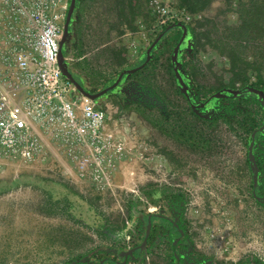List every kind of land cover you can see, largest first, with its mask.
Listing matches in <instances>:
<instances>
[{
	"label": "rangeland",
	"instance_id": "1",
	"mask_svg": "<svg viewBox=\"0 0 264 264\" xmlns=\"http://www.w3.org/2000/svg\"><path fill=\"white\" fill-rule=\"evenodd\" d=\"M3 1L0 0V34L8 28L1 19L3 13L13 5V0L8 4ZM102 2L77 0L72 33L65 44L70 72L93 93L111 86L124 69L115 66L111 58L105 60L104 50L125 49L132 42L141 56L161 31L154 29L158 8L174 5L184 11L178 8L177 0H143L141 14L133 23L135 30L124 29L121 35L109 28L116 22L105 12ZM65 3L66 14L69 0ZM215 10L208 14L214 15ZM232 13L228 15L231 23L236 17ZM188 15L190 22L200 16ZM219 20L222 22L223 16ZM162 40L151 56L164 49L158 47ZM125 50L128 69L134 63ZM193 50L191 44L183 42L176 56L179 67L192 57ZM168 56H160L154 83L158 91L165 93L166 98L161 97L168 110L176 118L184 117L194 124L185 102L174 90L169 92L171 83L162 77L161 66ZM192 59L200 62L202 71L199 81L193 84L200 85L203 91L215 82L211 72L229 76L228 60L209 45ZM3 70L6 67L0 62V75ZM127 78L97 100V107L110 116L107 129L114 142L123 146L117 154L106 152L102 156L101 170L79 171L78 151H70L60 137L38 131L39 151L33 156L21 157L0 150V264H141L125 263L121 256L129 251L136 255L143 248L148 227L145 216L158 215L159 208L171 202L180 204L176 215L183 220L181 264H255L254 259L264 263V205L252 198L254 170L246 162L244 140L231 132L223 119L213 127L204 126L208 141H197L196 132L192 138L188 133L172 138L159 129L163 123L155 121L163 106L146 94L132 91ZM182 81L189 90L190 82ZM79 94L69 99L79 101ZM20 99L14 97L15 102ZM196 103L199 108L206 104ZM261 114L262 127L264 113ZM179 194L185 201L180 200ZM134 209L141 211L144 225L135 222V217L130 218ZM156 223L148 244L149 254L143 253L147 259L142 264H167L171 238L176 240L177 235L170 231L168 236L161 235L164 223ZM77 254L82 258L75 260Z\"/></svg>",
	"mask_w": 264,
	"mask_h": 264
},
{
	"label": "trees",
	"instance_id": "2",
	"mask_svg": "<svg viewBox=\"0 0 264 264\" xmlns=\"http://www.w3.org/2000/svg\"><path fill=\"white\" fill-rule=\"evenodd\" d=\"M177 1L178 8L184 9L185 13L193 17L200 15L198 19L185 24L187 37L184 43L191 44L192 50L195 48L192 57L200 49H203L205 45H209L210 48L219 51L228 60V78L211 72L215 78V82H212V86L209 89L203 91L200 85L193 84L195 81H199L198 77H200L202 72L199 70L200 62L196 63L192 57L185 59L184 63L179 67V75L181 79L190 82L188 99L179 85L175 65L172 61L174 49L183 35V30L181 28L167 30L168 26H166L157 34L159 36L165 33L163 40L158 45V47L164 49L159 52V55H155L156 52L153 53L152 60L144 68L130 74L127 80L131 81V88L134 92L142 95L146 94L154 102H158L163 106L161 108L163 110L160 111V115L157 116L155 121L162 122L163 125L159 129H164L166 134L172 136V138H175V135L176 138L178 135L185 137L186 133L192 138V133L196 132L198 133L195 135L197 141L200 139L208 141L204 138V126L213 127L214 125L212 124L223 119L224 124L228 126L227 128L231 132L240 135L244 140V145L247 147L246 162L248 167L251 168L249 146L253 132L259 130L261 127V112L264 113V105L255 93V91L264 93V0ZM143 5V0H103L102 2L105 12L112 19H115L116 22L113 25H109V28L111 30H118V34L121 35L124 33V29L135 30L133 23L136 17L141 14ZM214 8H216L215 14H208ZM229 12H233L232 14L236 16L233 23L228 20ZM220 16L224 18L222 22L219 20ZM164 54H168L169 56L165 59L166 63L161 66L164 71L162 77L171 83L169 92L174 90L175 94L179 95L185 102L186 112L189 113L191 119L195 120L194 124L188 123L184 117L176 118L175 113L168 110V106L161 97L166 98L165 93L158 91L159 88L154 83V78L157 77V64L160 56ZM102 55L105 57V60H110L111 58L114 65L118 68H124L127 64L125 49H107L103 51ZM119 72H116L115 75H118ZM216 94H223L225 97H212ZM196 101H203L206 104L203 108H199ZM193 105L198 110H203L206 113L202 114V112L197 111L193 108ZM147 106L148 108L153 107V105ZM176 116L178 115L176 114ZM151 117L153 118L154 116ZM180 129H183V132L179 131ZM167 130L169 131L167 132ZM172 133L173 135H171ZM253 153L259 170V179L254 187L252 176L250 183L251 194H253L252 198L258 205H264V201L258 199L264 198V132L258 131L256 133ZM179 195L180 200L185 201V197L181 194ZM176 204L177 202H171L168 206L169 209H175ZM134 215L135 212H131L130 218ZM169 249L170 253L166 254L165 257L167 264H179L173 247ZM148 254L149 249L146 250L145 255L147 256ZM78 255L75 256V260L82 258V255ZM146 256L143 255L141 264L146 261ZM254 261H256L255 264H264L256 259ZM85 263L87 262L85 261ZM79 264L83 263L79 262ZM239 264H247V262Z\"/></svg>",
	"mask_w": 264,
	"mask_h": 264
},
{
	"label": "built area",
	"instance_id": "3",
	"mask_svg": "<svg viewBox=\"0 0 264 264\" xmlns=\"http://www.w3.org/2000/svg\"><path fill=\"white\" fill-rule=\"evenodd\" d=\"M65 2L13 0L3 13L8 28L0 34V62L6 67L0 75V150L31 157L39 151L38 131L60 137L70 151H78L79 171H99L102 156L117 154L123 146L107 129L106 111L81 94L79 101L69 99L78 92L59 67ZM190 19L174 5H165L157 10L154 29L185 25Z\"/></svg>",
	"mask_w": 264,
	"mask_h": 264
},
{
	"label": "water",
	"instance_id": "4",
	"mask_svg": "<svg viewBox=\"0 0 264 264\" xmlns=\"http://www.w3.org/2000/svg\"><path fill=\"white\" fill-rule=\"evenodd\" d=\"M76 5H77V0H69V6H68V10H67V13H66V16H65V22H64V25H63V35H62V38H61V41H60V52H59V67L61 69V72L63 74V76L65 78H67L75 87V89L77 90L78 93H80L81 95H83L84 97H87L89 98L90 100L96 102L99 98L103 97L104 95H106L108 92H110L111 90L115 89L122 81V79L124 77H128L130 74L134 73L135 71L141 69L142 67H144L148 61L151 59V52L152 50L154 49V47L157 45V43L163 38V36L165 35V33H162L160 34L157 39L155 40V42L150 46V48L148 49V52H147V59L146 61L144 62L143 65L137 67V68H134V69H130V70H125L124 72H122L117 80L111 85V86H108L106 88H104L103 90L97 92V93H91L89 92L80 82H78L74 75L70 72L69 70V67H68V62L63 54V48L65 47V44L70 36V27H71V24H72V20H73V16H74V13H75V10H76ZM175 28H181L183 30V35L179 41V43L177 44L176 48L174 49V55L172 56V61H173V64L175 65V72H176V76L178 77L179 79V85L182 87L185 95L187 96V98L189 99V94H188V90H187V87L183 84V81L182 79L180 78V75H179V64L177 62V52L178 50L180 49V47L182 46L184 40L186 39L187 37V28L185 25L183 24H174V25H171L167 28V30H171V29H175ZM252 91V90H250ZM255 93L257 94L258 98L261 99L263 105H264V93L261 92V91H255ZM212 97H225V95L223 94H216ZM196 106L193 105V108H195ZM264 132V126L260 127L259 130L253 132L252 134V140L250 142V146H249V160L251 162V165H252V168L254 170V187L256 186L257 184V180H258V167L256 165V162H255V158H254V153H253V147H254V143H255V135L257 132ZM258 198V197H257ZM259 200L261 201H264V198H258ZM151 212H153V209L151 210ZM148 228H147V232H146V238L144 240V243L143 245L146 243V240H147V237L149 235V231H150V228H151V222H150V217L148 219ZM143 247V246H142ZM132 252H126L125 255H131Z\"/></svg>",
	"mask_w": 264,
	"mask_h": 264
},
{
	"label": "flooded vegetation",
	"instance_id": "5",
	"mask_svg": "<svg viewBox=\"0 0 264 264\" xmlns=\"http://www.w3.org/2000/svg\"><path fill=\"white\" fill-rule=\"evenodd\" d=\"M70 32L72 33V24L70 27ZM63 54L66 57L65 47L63 48ZM74 77H75V75H74ZM75 79L77 80L76 77H75ZM130 89L132 90L131 87H130ZM168 206H169V204H166V206L163 209L159 208V210H158L159 214L156 216H154L152 214H148V216H145V222H146L147 226H148L149 217H150V222H151V228H150L146 243L144 244L142 249L139 248L137 250L136 255H134L133 251H130V252H132V254L126 256L125 255L126 252H124L123 253L124 257L122 259L125 261V263H126V261H129V262H135L136 261L137 263H140V261H139L140 257L143 255V253L146 252V250H148V244L150 241V237H151V235L153 236V233L155 230V225H157V223L155 224V222L160 221V222H163L164 225L167 226V228H166L164 225H161V229L163 230L161 235H167L168 236L169 231L171 233H175L177 235V237L175 238L176 240H173V238H171L170 248L173 247L174 252H175L174 254L177 257L178 263L181 264V260H183V258L181 256L180 249H181V245H182L181 244V238L184 236V230L180 228L181 227V217H180L181 215L179 216L178 219H177V215H176V212L178 210H180L181 208H179L180 204L178 206H176L175 209H172V210L169 209ZM134 212H135V215L133 217L136 218L135 222H139L142 225H144V221L141 218V211L134 209V210H132V213H134ZM169 215H171V216H169ZM147 228H146V232H147ZM146 232H145V235H146ZM139 251H142V252H139ZM186 255H188V253H186Z\"/></svg>",
	"mask_w": 264,
	"mask_h": 264
},
{
	"label": "crops",
	"instance_id": "6",
	"mask_svg": "<svg viewBox=\"0 0 264 264\" xmlns=\"http://www.w3.org/2000/svg\"><path fill=\"white\" fill-rule=\"evenodd\" d=\"M128 44V43H127ZM137 48H138V46H136V45H133V43L132 42H129V44L128 45H126L125 46V49H127V51H128V53L132 56V61H131V64L132 63H134V64H136V65H134L133 64V66L131 65H129L130 67L127 69V64L125 65V67H124V69H123V71L122 72H124L125 70H130V69H134V68H137V67H139V66H141V65H143L144 64V62L146 61V59H147V57H148V55H147V52H148V49L144 52V53H142L141 54V56H139L138 54H137ZM135 53V54H132V53ZM153 54V53H152ZM152 57V56H151ZM66 58V57H65ZM139 59V61H137ZM142 60V61H141ZM151 60V59H150ZM149 60V61H150ZM137 61V63H135ZM141 61V62H140ZM148 61V62H149ZM140 62V63H139ZM139 63V64H138ZM147 65V64H146ZM145 65V66H146ZM144 66V67H145ZM144 67H142V68H144ZM141 68V69H142ZM140 70V69H139ZM121 72V73H122ZM96 104H97V101L95 102ZM124 256H121V258H123Z\"/></svg>",
	"mask_w": 264,
	"mask_h": 264
}]
</instances>
